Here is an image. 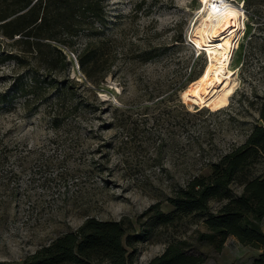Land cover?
<instances>
[{
    "label": "rangeland",
    "instance_id": "1",
    "mask_svg": "<svg viewBox=\"0 0 264 264\" xmlns=\"http://www.w3.org/2000/svg\"><path fill=\"white\" fill-rule=\"evenodd\" d=\"M226 1L245 16L232 54L234 91L201 107L181 96L207 62L191 41L204 13L199 0H104L105 23H95L92 37L108 38L114 64L93 85L62 47L70 66L55 81L69 77L74 94L58 100L43 90L23 105L12 88L22 73L0 56V261L22 264L87 217L135 221L155 202L168 210L176 188L207 175L210 163L245 140L264 100V0ZM201 219L157 228L137 244L133 264L203 229Z\"/></svg>",
    "mask_w": 264,
    "mask_h": 264
},
{
    "label": "trees",
    "instance_id": "2",
    "mask_svg": "<svg viewBox=\"0 0 264 264\" xmlns=\"http://www.w3.org/2000/svg\"><path fill=\"white\" fill-rule=\"evenodd\" d=\"M103 2L0 0V46H6L0 56L22 73L12 88L22 95L23 105L30 96L39 99L43 90L53 91L57 100L74 94L69 77L55 81V76L70 66L62 47L71 50L81 73L93 85L108 75L114 64L108 38L92 37L95 23H105ZM80 35L87 38L77 49ZM257 112L258 122L245 140L210 163L207 175L195 176L176 188L165 200L168 210L155 202L135 221L87 217L75 229L60 233L26 255L22 264H133L132 252L139 242L149 239L157 228L190 215H202L203 229L171 239L145 264H203L211 253L222 251L230 236L242 245L260 249L253 264H264V234L254 223L264 216V100ZM52 121L56 124L57 117L53 115ZM233 186L239 190L234 192ZM212 203L216 205L211 207ZM0 264L17 263L1 260Z\"/></svg>",
    "mask_w": 264,
    "mask_h": 264
},
{
    "label": "bare ground",
    "instance_id": "3",
    "mask_svg": "<svg viewBox=\"0 0 264 264\" xmlns=\"http://www.w3.org/2000/svg\"><path fill=\"white\" fill-rule=\"evenodd\" d=\"M204 13L193 28L191 41L204 50L207 62L199 75L183 89L184 102L203 106L210 100H225L234 91L232 54L244 29V12L226 0H199ZM213 5L216 9H213Z\"/></svg>",
    "mask_w": 264,
    "mask_h": 264
},
{
    "label": "crops",
    "instance_id": "4",
    "mask_svg": "<svg viewBox=\"0 0 264 264\" xmlns=\"http://www.w3.org/2000/svg\"><path fill=\"white\" fill-rule=\"evenodd\" d=\"M254 223L255 226L264 234V216L260 221H256ZM231 244H234L233 248H231ZM225 250L230 253L229 259H227V256L221 257ZM260 251V249L242 245L234 237L230 236L225 242L222 251L211 253L203 264H230L231 262L234 264H253Z\"/></svg>",
    "mask_w": 264,
    "mask_h": 264
},
{
    "label": "snow or ice",
    "instance_id": "5",
    "mask_svg": "<svg viewBox=\"0 0 264 264\" xmlns=\"http://www.w3.org/2000/svg\"><path fill=\"white\" fill-rule=\"evenodd\" d=\"M205 2H206V0H205ZM213 9H214V10H218V9H216V6H215V5H213Z\"/></svg>",
    "mask_w": 264,
    "mask_h": 264
}]
</instances>
